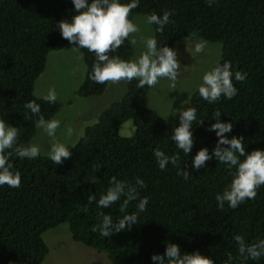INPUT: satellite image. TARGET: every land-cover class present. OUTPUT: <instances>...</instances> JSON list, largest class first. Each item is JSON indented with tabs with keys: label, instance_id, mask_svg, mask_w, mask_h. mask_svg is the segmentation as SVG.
<instances>
[{
	"label": "trees",
	"instance_id": "16d2710c",
	"mask_svg": "<svg viewBox=\"0 0 264 264\" xmlns=\"http://www.w3.org/2000/svg\"><path fill=\"white\" fill-rule=\"evenodd\" d=\"M133 15L159 59L180 38L221 43L208 82L169 118L136 103ZM67 43L85 67L77 96L101 94L113 63L125 91L51 158L29 142L61 104L33 85ZM1 122L0 264H40L41 235L60 223L112 264H264V0H0Z\"/></svg>",
	"mask_w": 264,
	"mask_h": 264
},
{
	"label": "rangeland",
	"instance_id": "374dc122",
	"mask_svg": "<svg viewBox=\"0 0 264 264\" xmlns=\"http://www.w3.org/2000/svg\"><path fill=\"white\" fill-rule=\"evenodd\" d=\"M124 34L132 46L131 64L142 84L136 103L153 108L163 118L187 108L191 94L208 82L211 68L220 58L221 43L200 38H180L166 56L155 57L153 30L141 15H133ZM84 70L81 54L71 43L48 52L45 66L34 82L33 95L53 98L61 106L50 119L36 123L29 142L34 152L51 158L62 156L84 128L124 94L121 67L113 63L101 94L77 96L75 90ZM10 130L7 123H0V148ZM133 131L130 120L118 127L121 136H130ZM41 236L48 251L40 264H112L105 251L73 241L66 223L45 230Z\"/></svg>",
	"mask_w": 264,
	"mask_h": 264
}]
</instances>
